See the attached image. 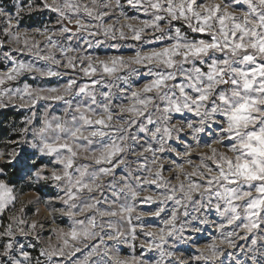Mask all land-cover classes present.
<instances>
[{"label": "snow or ice", "instance_id": "6c2138e0", "mask_svg": "<svg viewBox=\"0 0 264 264\" xmlns=\"http://www.w3.org/2000/svg\"><path fill=\"white\" fill-rule=\"evenodd\" d=\"M34 4L28 0V12L57 14L58 31L44 24L33 29L43 41L31 46L25 41L22 48L3 53L11 66L0 71V109L15 106L19 98L29 102L20 106L32 114L25 117L23 138L13 142V151L0 152V214L15 205V184L25 178L29 185L43 181L63 193L55 200L71 223L61 230L60 247L41 249L44 264H127L114 259L115 244L136 239L135 228L125 230L120 223L127 218L131 225L137 202L155 208L150 216L158 227L144 232L149 255L134 256L132 264H173L176 247L198 242L209 225L212 242L187 264H223L221 246L241 247L237 240L251 241L250 256L241 264H264V252L257 254L264 249V0H127L149 17L141 27L127 24L139 47L133 56L106 59L92 53L118 48L108 43L116 40V31L104 21L111 10L123 8L121 0H45L39 9ZM14 7L15 16L0 7V19L7 22L4 35L18 40L23 33L14 36L12 30L21 23L23 0H14ZM73 18L75 31L68 26ZM165 21L167 27H161ZM176 21L209 38H189L174 27ZM149 29L151 37L144 35ZM25 50L32 59L13 54ZM25 73L63 77L66 83L5 87ZM144 79L148 82L135 87ZM193 141L211 153H200L198 164L192 162ZM173 164L178 172L165 177ZM8 168L14 179H5ZM149 187L156 195L141 197ZM37 226V221L12 218L0 231V240L7 241L0 264H32L26 249L35 244L21 243L16 234L38 239Z\"/></svg>", "mask_w": 264, "mask_h": 264}, {"label": "rangeland", "instance_id": "374dc122", "mask_svg": "<svg viewBox=\"0 0 264 264\" xmlns=\"http://www.w3.org/2000/svg\"><path fill=\"white\" fill-rule=\"evenodd\" d=\"M45 0H35V4L33 5L34 9H39L43 6V3ZM58 3H63V0H57ZM81 3H87L88 0H80ZM116 0H112V3L115 4ZM218 2V0H216ZM48 4H52L53 0H47ZM121 3L123 5V8H115L114 10H111V16L110 18L106 19L104 21L105 26L107 25H113L114 30L116 31V40L112 41L111 39L108 40V43H116L118 45L117 49H108L107 46L104 48H100L95 50L92 54L95 56H98L100 59H106L107 56L110 55H122L124 57L133 56L135 55V48L139 47V43L134 41L132 39L133 33L131 30L127 27V24H132L136 27L142 26V21L146 17L142 12H139L137 10H134L133 8L129 7L127 5V0H121ZM27 4L28 0H23V7L24 11L21 13L20 21L18 27L13 29V35L15 36L17 33H23V35H20L18 40H13L11 37H6L4 35L3 29L7 26V22L3 19H0V40L4 42V47L0 48V71H6V64L7 62L3 58V53L8 52L10 49L15 48H22L25 44V41L28 42L29 46L32 45L34 41H43L45 39L44 36L41 35H35L33 33V29L40 27L43 28L44 24H47L50 28L53 29L54 32L58 31L57 25V14L53 13L49 10H45L42 13L38 10L33 12L27 11ZM0 7H4L6 9V15H12L15 16L16 9L14 7V0H0ZM10 11H7L9 10ZM122 12L124 14H122ZM132 17H138V19H133ZM74 19L73 18V24H68V22L65 20L64 23L68 24L70 28L75 31L74 27ZM13 24H16L17 21L14 19L12 21ZM161 27H167V21L161 24ZM174 27H181L182 31L186 33L189 38H205L208 39L209 37L205 36V34L201 33H194L191 32L190 29L187 28V25L183 21H176L174 22ZM119 31H123L125 33V37L121 38L119 36ZM145 36L151 37L153 35V32L151 29L145 31ZM59 39V37H57ZM100 39H104L103 33L100 34ZM40 47H46L45 45L41 44ZM150 47H145L143 51H150ZM14 55H19L20 59L23 60H29L32 59L30 57L26 50L23 54L20 53H13ZM7 66H11L10 64H7ZM37 66L42 67L43 62H37ZM59 70L63 71V65L59 66ZM146 71V69H144ZM69 75H72L71 72L68 73ZM81 82H84L83 79ZM148 80H140L139 84H136L135 87H142L144 83H147ZM27 83L31 85L33 89L36 88H48V87H57L60 85H63L66 83V80L63 77L60 78H43L40 77L38 73H25L21 77L18 78L16 81L9 82L5 85V87H11L13 89L15 88H22L23 85ZM15 106H10L8 108H2L4 109H11L15 111H19L21 113L18 121L16 122V130L19 134L20 130L25 127V124L23 123L25 117L31 116V112L28 110V107H21V104L27 105L29 102L27 100H21L19 98H16ZM45 107V102L41 101L39 104V113H43V109ZM59 107H62L60 105ZM59 107L57 111H59ZM114 123H119V121H114ZM172 123H176V121H172ZM23 137L19 134L18 138L8 142L5 141L2 143V146L0 147V152L5 153H11L13 151V142L22 139ZM28 139L31 140V136H28ZM188 140H191V135H189ZM187 143V142H186ZM192 149H193V155H192V162L193 164H198L200 161L198 159L200 153H208L211 154L210 151L204 147L200 146L197 147V144L195 141L192 142ZM225 149L221 148L220 151H224ZM167 162V161H166ZM177 162L184 165V168L191 172L192 168L183 160L177 158ZM42 166V165H38ZM52 165H48L49 173L51 171ZM59 171V168L57 169ZM34 171V170H33ZM173 171H177L175 164H173L170 168L164 171V176L169 177ZM180 179H183L181 176ZM28 178H25V181H21L22 184L27 185ZM171 183L175 184L177 183L176 177H172ZM29 185V184H28ZM29 186L36 187L39 192L35 190H29L26 192H20L18 188L16 192V202L14 206H9L8 210L4 213L0 214V225L3 227H0V231H3V228L7 227L10 223H12V218L16 217L18 219L25 220L28 224H31L33 221L38 222V226L36 231L39 233V238L37 239L32 234H29V237L27 239H24L23 237L19 236V233H17V238L20 240L21 243L26 244H35V248H27L26 251H29L32 256V264H36V259L39 257L41 264H44L45 257L40 255L41 249H49V248H58L63 244V238L60 235L61 230L67 231L70 226V219L65 216L61 215L59 209L63 208L64 206L59 202L55 200V197L57 195H63L62 192L59 191V189L55 188L53 184L48 183L47 186H45V182L40 181L36 182L34 179L31 181V184ZM155 196L156 191L153 187L146 188L145 190L140 192V196ZM52 200V204L46 203L47 201ZM38 201V202H37ZM138 203L137 211L133 214L132 217V223L129 225L127 223V218L123 222L120 223V227L124 228L125 230H130L131 228H135L136 230V239L132 240L129 238L127 243H118L115 244L116 252L114 254V259H118L120 261H125L127 264H132V260L134 256H144L147 257L149 253L144 251V246H146V237L144 236V232L147 231H153L155 232L158 227V222L154 224L153 218L150 216V212L155 211L154 207L148 206V205H141ZM23 209V212L21 211ZM53 209H55V214L53 215ZM143 212V216L139 220L136 219L137 216L140 215V213ZM15 227V225H13ZM209 230L207 232H204L201 234L200 238L198 239V242L192 243L188 246L185 245H179L175 249V258L173 260V264H176V260H179V264H187L189 260H192V258L199 254L197 251L198 249H206V246L212 242V235L214 234L212 226H208ZM27 231V229H25ZM243 234V233H241ZM185 236H192L191 231H186ZM195 238V237H194ZM106 239V238H105ZM6 240H0V252L3 251V243H6ZM238 244L241 245V247H237L235 249L228 248L227 246H221L223 248V251L225 254H222V261L223 264H241L248 254V248L247 245L251 243V241H236ZM171 243V241L169 242ZM216 243H219L217 240ZM243 249V251H242ZM264 252V249H259L258 253ZM231 254V255H229ZM153 258H155V253L152 254ZM250 256V254H248ZM81 257L77 256V259H80ZM4 258H0L2 260ZM74 264V262H73ZM249 264H251V261L249 260Z\"/></svg>", "mask_w": 264, "mask_h": 264}, {"label": "trees", "instance_id": "16d2710c", "mask_svg": "<svg viewBox=\"0 0 264 264\" xmlns=\"http://www.w3.org/2000/svg\"><path fill=\"white\" fill-rule=\"evenodd\" d=\"M21 113L19 111L4 109L0 111V147L5 141L11 142L18 138V132L16 130V122L18 121ZM13 170L11 168L7 169L5 179H14L12 176ZM15 187L19 189L20 192H26L29 190H35L39 192L38 188L24 185L21 181H17Z\"/></svg>", "mask_w": 264, "mask_h": 264}]
</instances>
